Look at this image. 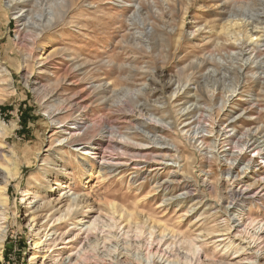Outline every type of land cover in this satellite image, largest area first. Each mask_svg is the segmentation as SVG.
<instances>
[{"label":"rangeland","instance_id":"374dc122","mask_svg":"<svg viewBox=\"0 0 264 264\" xmlns=\"http://www.w3.org/2000/svg\"><path fill=\"white\" fill-rule=\"evenodd\" d=\"M61 2L0 0V128L4 130L0 135V163L12 170L16 165V175L5 192L10 218L0 264H83L85 259L90 264H108L118 251L121 261L130 258L135 264L130 253H137V248L144 254L148 248L150 261L158 257L166 263L172 260L173 249L182 253L190 249L203 259L204 254L219 257L222 247L229 243L247 249L240 254L238 264H256L251 252L259 255L262 251L264 257L263 245L259 250L256 245L260 241L254 240L264 224V206L258 201L236 209L235 223L225 228V215L212 208L230 185L217 175L224 166L209 161L210 153L208 159L204 158L205 145L188 140L187 116H179L183 103L173 100L191 97L198 85L213 89L218 98L212 111L213 123H209L207 101L202 99L198 101L199 113L193 117L196 123L212 129L203 134L209 138L217 134L221 141L220 134L229 129L226 125L237 120L227 134L242 140L249 132L259 143L264 141V101H258L263 98V90L253 82L249 71L253 59L264 60V45L252 50L254 43L264 40V0H83L68 5L67 13L59 18ZM19 7L25 9L18 12ZM133 9H137L134 14ZM27 13V25L17 21L16 14L24 17ZM48 13L54 17L51 22L44 21L50 17ZM143 27H153L162 34L150 42L145 39L146 45L139 44L133 35L136 32L139 36ZM243 41L249 48L241 46ZM102 58H112L121 70L113 71L107 65L94 69ZM241 59H247V65L240 69ZM91 76L94 78L89 79ZM177 79L183 84L180 89ZM93 80H100L102 88L94 89ZM236 80L238 91L224 109L215 112ZM42 84L52 91L44 98L38 91ZM125 86H142L141 101L148 100L150 106L165 111L168 126L162 133L146 134L150 143L144 145L142 156L115 150L102 153L98 149H86L87 154L80 156L83 145H69L70 136L66 134L73 133L82 122L87 127L79 135L105 124L114 125L122 133H141L135 124L143 118H137L134 104L128 101V109L133 111L126 119L116 111L119 104L113 103L117 99L130 100L132 92ZM46 100L57 101L59 110L55 113L60 123L48 119L42 104ZM80 114L83 118L75 119ZM58 126L66 127V134L54 133ZM110 138L104 133L102 140L106 143ZM219 139L215 140V150L226 149L229 145L221 146ZM172 140L182 146L187 157L194 153L190 174L198 180L207 178L209 184L221 189L213 191L201 182L197 188L192 186L202 200L190 210L191 203L178 205L173 199L166 200L160 188L154 187L155 181L143 178L158 172L163 180L171 174L172 166L186 164L183 158L175 164L152 157L151 151ZM50 151L68 159L67 165L61 159L66 172L52 164ZM249 154L252 152L247 150L245 155ZM219 156L225 159L223 152ZM46 159L50 164H45ZM79 159L87 172L79 167ZM115 163L121 166L111 174L99 169L100 164ZM262 165L254 163L252 170L262 173ZM137 170L141 174H133ZM231 186L240 187L236 183ZM181 190L176 188L174 194ZM70 197H75L78 205L69 206ZM80 218L84 227L74 231L71 227ZM35 241H39L37 247L32 244ZM114 246L119 247L118 251ZM231 254L232 250L228 251V257Z\"/></svg>","mask_w":264,"mask_h":264},{"label":"bare ground","instance_id":"6f19581e","mask_svg":"<svg viewBox=\"0 0 264 264\" xmlns=\"http://www.w3.org/2000/svg\"><path fill=\"white\" fill-rule=\"evenodd\" d=\"M7 1L11 2L12 0H7ZM79 1H83V0H62L61 4H62L63 10L61 9L60 12L59 11L57 12V13H59L58 17L60 18L62 15H65V13H67L66 11L69 10V7L72 6L73 3L76 4V2H79ZM37 2H39V1H37ZM24 3H25V1H23L20 4H24ZM17 4H19V3H17ZM33 4H34V2H33ZM68 5H70V6H68ZM140 7H142V6H140ZM18 9H19L18 12H22L21 9H25V7L24 8L19 7ZM35 9H36V7H35ZM124 10H125V8H124ZM136 10L133 9V14L136 12ZM31 11H33V9ZM28 15H29V13L25 14V16L22 17L21 14H19V15L16 14L17 21L23 22V25H27L28 23L26 21V18ZM48 15L50 16L52 14L48 13ZM48 15H46V16H48ZM40 17H43V15H41ZM50 17H52V16H50ZM50 17L45 18L46 20H44V18H43V20L45 22H51L52 19H54V17H52V18H50ZM58 17H57V19H58ZM62 17H64V16H62ZM37 18H39V17H37ZM31 19H32V17H31ZM132 22H134V21H132ZM29 25H31V24H29ZM41 26H42V24H41ZM138 34H139V36L136 35V32H135V34L133 35V39L137 40L139 44L140 43L143 44V42H145V45H146V40H148L150 42L152 40V38H154V37L160 38V34H162V32H161V30L159 31L153 27L150 30H146V28L143 27L142 31H140V32L138 31ZM251 36L252 35H248L247 39H251ZM28 37L33 38V36H31V35ZM159 40H161V39H159ZM262 41H264V40L260 39L259 41L254 43L256 45L255 46L253 45L252 50L256 49L260 45H264V44H260V43H262ZM242 45L245 48L246 47L249 48L248 47L249 44L246 45L245 41L242 42L241 46ZM250 47H251V45H250ZM256 58H258V57H256ZM246 60L247 59H245V60L241 59L242 63H241V67L239 66L240 69L243 66L246 67V65H247ZM250 63L253 64V68H251L249 70L250 74L252 76H254L253 82H255L259 86V89L263 90V94L261 96L263 98L258 99V101H261V100L264 101V60L260 61V59H259L258 61H256L255 59H253ZM104 65L111 66V69L113 71H120L121 67H122V66L120 67L119 63L113 61L112 58L106 59V60H104L102 58L97 63V65L94 67V69L99 70ZM238 73L239 72H237V74L235 73L237 75V77L239 76ZM93 78H94V76H91L89 79H93ZM152 78H153V76H152ZM99 81L97 80L96 81L97 83L94 80H93V82H91L94 89L102 88V84H100ZM175 82L178 85L177 86L178 89H180V87H183V84L179 79H177ZM102 83H104V82H102ZM238 85H239L238 80H236L235 84H233V86L230 88L226 99L222 98L219 105H217L215 112L224 109L225 105L227 103H230V99H231L232 95L234 93H236V91H238L237 90ZM202 86L201 85L196 86V89H195L196 91L194 90V93L192 94L191 97H190V95H188L189 97H186L183 99L182 98H176L173 101L176 102V101L181 100L180 102L183 103L181 108H179V116L180 117L187 116L186 117L187 123L185 126L187 127L186 133H188V140L194 139V142L199 141V144H201V147H203L205 145V148L203 149V150H205L203 152V154L205 155L204 158L208 159L206 157V155L208 153H210L211 156H209L210 157L208 159L209 161L213 160V162H218L217 166L220 164H222L224 166V167H221L219 169V173L217 175H220L222 177V179H224L226 182H229L230 185H227V187L225 188V194H220V195L217 194V196L219 195V198H218L217 202H215L216 206H214L212 208L217 210V212H222V214L225 215V221H226L225 222V228L229 229V226H232L235 223V218L237 217V215L234 216V212L236 211V209H238L240 207H244L247 204L255 203L258 201L260 202L261 205L264 206V141H262V143L261 142L259 143L258 139L255 138V135H252V133H249V132H246L244 134V138L242 140H240L238 138L236 139V135H234V134H232V135H231V133L227 134L229 131H232V129L235 128V126H236L235 123L237 122V120L226 125V127H228L229 129L226 132L220 134L221 137L223 136L221 141L219 138H217V134L213 138H209L210 136L204 135L203 132H206V131L211 132L212 129H207L206 125H204L205 124L204 122H203L204 124H198L199 122L196 123L195 119H193L195 114L198 112V108H199L198 107V103H199L198 101L200 99L207 101L206 111L209 112V114H208V117L210 120L209 123L212 124L213 119H214L212 117V111L214 110V107L217 104L218 98H216V96L214 95L215 92H213V89H212V91H210L211 89L208 88L209 89V91H208L207 89H204ZM53 88H54V86H53ZM125 89L130 90V92H132L131 96H129L130 100H128L126 98L121 99V100L117 99V100H113V103L119 104L116 111L120 112L125 118H126L127 114H131L129 116H132V111H133V110H129L131 108L128 109V105H129L128 101L134 104L133 109H136V111L138 112L137 118H139V119L143 118V119L139 120L137 118L132 117L134 120H139L135 125L137 126L138 129L141 130V133H137V132L132 133V134L122 133L114 125L105 124V125H99L97 127H94V126L90 127L85 132H83L81 135H79L82 128L87 127L86 126L87 124L85 122H82L83 123L82 125L75 127L73 133H70V131L67 134L64 133L67 131V128L61 127L63 125L56 127L58 129H55L54 133H62L63 132L64 134L69 135L70 136L69 145H72L73 143H76V142H80V144L83 145V147L81 148V150H83V151H82L80 156L87 154L86 149H91V150L98 149V150L102 151V153L105 151L111 152V151L115 150L118 153H122L125 155H131V156H135V157L136 156H142V150L144 148V145L146 143H150V141H149L150 138H148L146 136V134H148L150 132H153L152 135H155L156 132L162 133V130H164L165 126H168V121L166 120V118L164 116L165 111H163V110L161 111L157 107L150 106V104L147 103L148 100H146V99H145L146 101H141L140 98L144 94L142 86H140L139 88H136V89L131 88V87H126ZM113 90H115V89H113ZM113 90H111V91L113 92ZM38 91H39L40 98H44L47 94L52 93L51 89L50 88L48 89V87L45 84H42V86L38 89ZM257 96H259V95H257ZM47 101L48 100H46L42 104H43V109L47 112L48 119L51 122L60 123L61 119L59 120L58 115L55 113L57 110H59V108H58L59 105L58 106L56 105L57 101L56 102H53V101L47 102ZM204 107H205V105H204ZM144 110L147 113L143 112ZM185 110H186V113L183 114V112ZM245 114H247V113H245ZM156 115H158V116H156ZM247 115H249V114H247ZM259 116H261V115L260 114L257 115L256 118H259ZM230 117H232V116H229V119H230ZM82 118H83V115L80 114V117L77 118V116H76L75 119H82ZM204 118H205V116H204ZM206 119H207V116H206ZM203 121H204V119H203ZM76 123H77V121L75 120L73 122V124L76 125ZM135 125H133V127ZM104 133L110 135V137H111L106 143H104V141L102 140L104 137ZM0 135L1 136L4 135V130H2L1 128H0ZM97 135H99L98 138H95ZM115 135H117V136H115ZM216 139H219L218 142L221 144V146H223V145H226V146L229 145V146L226 149H222L221 151H219V149L215 150V148L217 147V145H216L217 142L215 141ZM152 142H156V141H152ZM208 148L210 150H213V151L215 150L214 153H212L213 151H208L207 150ZM183 150L184 149L182 148V146L180 147V144L177 141L172 140L169 143L164 142V146L159 147V148L151 151L152 157H158L161 159H169V160H172L175 164H177V162H179L178 160L180 158H183L186 161V164L182 165V167L181 166L179 167V165L172 166L173 168H170V169H172L171 174H167L163 180H161V178L159 177L160 175L158 172H155L152 175L147 174L143 178H149V180L155 181L154 187L160 188V192L163 194L162 197L165 198L166 200H172L173 199L174 203H176L178 205L191 203L189 206V209H188V210H190L191 207H195L197 204H200L201 200H202L197 195H195L194 192L196 189H193L192 186L196 187V185H198V183L201 182V184L203 186H206L207 188H210L213 191H215L216 189L218 190L219 188L215 187L217 184L215 186H214V183L209 184V182L207 181V178L206 179L202 178L201 180H198V179L194 178V176H192V174H190V172L194 166L193 165V163H194V157L193 156H195V155H194V153H191V155L189 157H187L186 155H184ZM198 150L201 152V149H198ZM244 150H245V152L247 150H250V152H252V155L249 154V156H246ZM222 152L225 156L224 160H222L219 156L220 153H222ZM48 153H49L50 160H51L52 164L59 165V170L66 172L67 168L64 167V165H67L68 159L66 160L62 156L57 157L54 154V152L52 153V151H50ZM11 155L13 156V153ZM191 157H193V158L190 160L189 158H191ZM3 158H4V156H3ZM61 159H63L64 165H62ZM257 162L263 164L261 166V168L263 167L262 173H259L258 171H255V170H252L254 163H257ZM45 164L46 165L50 164L48 159H46ZM78 165L83 171L87 172L86 171L87 169L85 167V163L83 161H80V159L78 161ZM120 166L121 165H117L116 163L113 165L100 164L99 169L104 171L105 174H108V173L111 174L114 171H116L118 168H120ZM239 168H241L240 171H238ZM248 168H249V170H248ZM13 170H15V171H13ZM13 170L12 169H6V167L0 163V258H1V253H2L3 243L6 240L5 237H6V231L8 228L7 223H8L9 218H10L9 217V211L7 208V204H6V195H5L6 186H7L8 182L10 181V179L14 178L16 175V165H13ZM201 171H202V169H201ZM133 174L138 175L141 173L137 170V171L133 172ZM149 175H151V176H149ZM205 175H207L206 172H205ZM55 181H56V183L59 182V180H56V179H55ZM233 183L240 185L239 189L232 188L231 185ZM179 187L182 190L178 194L177 193L174 194V190L176 188H179ZM218 192H221V189H219ZM29 194H30L29 190H26V195H29ZM28 198H30V197H28ZM194 199H196V200L194 201ZM69 200H70L69 206L78 205V202H77L75 197H70ZM205 205H208V204L205 203ZM74 213L75 212H73L72 215H74ZM232 215H233V217H232ZM84 223L85 222L83 221V218H80L77 220V223L72 225L71 229H73L74 231L81 230L84 227ZM44 226H46V224ZM86 229H87V227H85L84 230H86ZM257 234L258 235L255 237L254 240L255 241L258 240L260 242L257 243L256 248L259 247L260 244H262L264 247V224H262V226L259 228V231L257 232ZM223 239L226 240L227 238L223 237ZM32 244L34 247H37L39 245V241H35ZM94 244L97 245V242H95ZM225 244H223L222 246H224ZM218 246H220V244H218ZM222 248H223V254L220 255L219 257L216 255L204 254L203 259L201 257H199L198 255H195V253L192 252L190 249H185V253H182L181 251H176V249L175 250L173 249L172 254H170V256H173V258L170 261L169 260L166 261V263L164 261L162 262L161 260L157 259L158 257L154 258L150 261L149 260L150 250L148 248H147V253H145V254L142 251H139L137 248L136 249L137 253L134 254L133 252H131L130 257L135 258V264H184V263L186 264L187 262H192V261H193V264H238V262L242 259L240 257L241 256L240 254H244V252H246V250H247V249L243 248L242 246L241 247L240 246L232 247V245L230 243L226 244ZM114 249H116V246H114ZM118 249H119V247H117L116 250L118 251ZM258 249L261 250L260 247ZM230 250H232L233 254H231V256L228 257L227 253ZM251 251H253V250L251 249ZM119 254H120V251H118L115 258H111V261H109L108 264H134V263H130V258H129V261H127V262L121 261L118 258ZM125 254H127V253H125ZM262 254H263L262 251L259 252V255L254 254V251L251 252V255H253L255 257L256 264H264V257H262ZM35 257L36 256H34L33 258H35ZM179 260L183 261L184 263H178ZM83 264H90V262H88V260L85 259L83 261Z\"/></svg>","mask_w":264,"mask_h":264}]
</instances>
